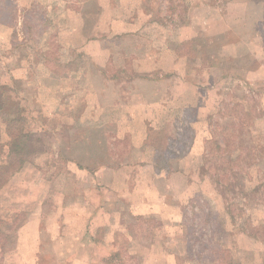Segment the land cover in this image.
<instances>
[{
  "label": "crops",
  "instance_id": "0c3cea01",
  "mask_svg": "<svg viewBox=\"0 0 264 264\" xmlns=\"http://www.w3.org/2000/svg\"><path fill=\"white\" fill-rule=\"evenodd\" d=\"M37 1L16 5L28 10ZM76 6L64 11L49 38L61 68L44 59L33 77L36 65L27 55L24 66H8L2 84L17 88L31 76L59 97L44 114L100 121L64 129L67 145L56 149L74 175L42 177L44 189L32 199L17 193L4 199L24 207L25 218L2 264H193L189 234L211 242L209 264H221L216 253L227 250L229 264H264V143L257 144L264 136L257 130L264 123V0H77ZM13 22H0L11 60V41L21 39V21ZM52 54L49 45L46 58ZM80 56L91 66L83 98L75 89L88 75ZM227 118L240 126L231 131L234 150L249 134L255 138L245 148L257 156L240 178L243 192L230 196L221 190L222 182L233 183L228 171L214 170L219 185L203 169L207 145Z\"/></svg>",
  "mask_w": 264,
  "mask_h": 264
},
{
  "label": "rangeland",
  "instance_id": "374dc122",
  "mask_svg": "<svg viewBox=\"0 0 264 264\" xmlns=\"http://www.w3.org/2000/svg\"><path fill=\"white\" fill-rule=\"evenodd\" d=\"M77 0H38L37 4L35 5L34 9H22L19 10L17 7V10L15 8V4L13 3L11 5H8V7L11 9L16 10V15H1L0 14V22L7 23L5 22V19L8 18V23L14 24L12 19L15 17V22L17 19H20L21 21V32L19 34L21 35V39H15L11 41L12 43V60L9 59V56H6V47L5 43L3 40L0 39V55L2 56L0 58V85L7 86L10 88L9 92H5L6 96L8 95L9 101L13 104L14 108H18L20 110L21 114H24L26 116V126L28 127L29 130H31L32 133V146L34 149V152L29 158L26 160V165L22 168V170H19V172H16L10 181H7L3 185V187L0 188V205H1V213L3 214H9L8 210H15L19 213V215H22L23 218H25V210L24 207H19L17 204L16 205H10L7 202H4V199H8L9 197L13 196L14 194L17 193L21 197L20 200L24 199H32L34 196L40 193L41 190H43V181L42 177L45 178H52V180H57V178H63L62 180H66L70 175H74L69 168V165H66V163L63 161L61 155L57 151L56 147L58 148L57 144L58 142L60 143V147L64 148L67 145V139L66 135L64 133V129H66L69 125L73 126H79L80 124H96L97 122L100 121V119H89L83 117L81 120L79 117L78 119L73 118L71 114H44L45 112L47 113L48 110H52L55 107H58V101L59 97L57 95L51 96L52 94H49L46 89H44L39 81L37 79L33 78L35 77L36 73L43 72L37 71L38 67L41 65V62L44 63L47 59H49L50 64H54L53 62L57 60L56 56V48L53 47L55 45L53 40L49 41L50 35L55 34L56 30L60 27V25L63 24V19L64 16L62 14L64 11L68 9H76L77 8ZM31 11V12H30ZM18 12V13H17ZM60 14L61 20L60 19H55L54 15L55 14ZM59 18V17H57ZM51 26L50 30H47L46 27ZM58 26V27H57ZM46 31V33H45ZM49 32V35L47 33ZM23 38V39H22ZM51 46L52 50V55L48 58L46 54L48 50V46ZM29 55L31 57V61L34 62L35 67V72L34 76H28L24 78L23 82L21 84H18L20 86H17V88L10 87L9 85H4L2 82H5L9 76L10 73L8 72V66L11 64L14 66H24L26 64L24 57ZM7 57V58H5ZM79 61L81 64H85V66L88 67V75L86 78L84 76L82 77V85L80 87L75 88L78 90L77 92V97L83 98L86 94L87 91H89L90 87L89 86V80H90V69L91 66L88 65V60L80 56ZM3 61V62H2ZM57 64L58 69L61 68L60 65ZM38 65V66H37ZM56 66V65H55ZM23 68V67H22ZM7 69V70H6ZM42 75V74H41ZM42 77V76H41ZM85 84V85H84ZM19 87V88H18ZM19 89V91H17ZM20 89L24 96L27 98V100L23 99L21 95L18 93L20 92ZM1 90V89H0ZM72 90V88H71ZM21 93V92H20ZM5 98V95H3ZM0 100L2 101V98ZM256 100V99H255ZM4 101V99H3ZM67 102V101H66ZM109 103V102H108ZM2 106L4 107V102H1ZM68 103H64L62 112L64 113L63 110H65L66 105ZM256 104L260 105V99L256 100ZM254 107V104L252 105ZM20 107V109H19ZM253 109V108H252ZM15 112V111H14ZM16 114H19L18 111H16ZM230 114H231V109H230ZM262 114L264 112L261 110ZM256 114H259L256 112ZM109 115V114H108ZM87 117H90L89 114H87ZM104 119V118H103ZM102 120V119H101ZM263 120L258 121L257 125V130H260L261 132L264 133V123L261 122ZM69 122V123H68ZM214 129V126L212 127ZM217 129V128H216ZM215 130V129H214ZM235 130V129H234ZM189 134V133H188ZM190 136H187V133L185 137L183 138L184 142L187 143L188 139ZM255 136H250L249 134H246L243 136L244 139V144L249 145L251 144V140H253ZM264 136H259L258 137V143L261 145L262 140ZM61 139V140H60ZM55 145L54 148L52 146ZM59 145V144H58ZM235 144L233 143L230 149V155L232 158L234 156L239 155L242 156L244 155V149L245 145H241V148H233ZM126 145L124 144L123 147ZM50 148V150H49ZM119 148H121L119 146ZM244 148V149H243ZM49 150V151H48ZM254 152V151H253ZM252 152V153H253ZM254 159L257 158L255 152L253 153ZM42 160H49V163L42 165L41 161ZM236 161V160H235ZM37 162V164H36ZM239 165L242 167L245 166L244 163L241 161L238 162L236 161ZM263 166L261 165V168ZM260 168V167H259ZM260 168V169H261ZM257 169V167H256ZM259 169L256 170L257 173H254L255 175L259 176L261 173L258 171ZM228 176L231 177V172L228 171ZM15 176V177H14ZM242 178V177H241ZM223 186V184H222ZM221 186V188H222ZM230 189V186H228ZM227 189L226 192L229 194V196L232 194V192L235 189ZM243 190V189H242ZM236 207L238 208V203H236ZM4 215V217L6 216ZM11 216V215H10ZM9 217V216H8ZM11 218V217H10ZM144 222V221H142ZM16 230V228H15ZM14 229L12 230L11 233V242L15 240V231ZM217 237V236H216ZM215 237V239H216ZM227 238L230 239L229 237ZM204 239V245L202 248H194L195 243H199L202 245V240ZM208 243V244H207ZM205 242V237H202L201 234L197 235H190L189 234V247L190 252H189V257L193 258V264H209L207 259L212 258L213 255L211 254L213 252L212 247L210 246L211 242ZM193 246V248H192ZM209 247V250L206 251L204 249L205 247ZM11 248V246H9ZM12 249V248H11ZM211 250V252H210ZM230 251H219V255H221V264H228V261L230 259L231 254L229 253ZM42 264H45L42 262Z\"/></svg>",
  "mask_w": 264,
  "mask_h": 264
},
{
  "label": "trees",
  "instance_id": "16d2710c",
  "mask_svg": "<svg viewBox=\"0 0 264 264\" xmlns=\"http://www.w3.org/2000/svg\"><path fill=\"white\" fill-rule=\"evenodd\" d=\"M14 3L15 8L17 10L16 0H0V14L7 15H16V10L11 9L8 5ZM37 4V3H36ZM35 4V5H36ZM35 5L30 9H34ZM31 12V11H30ZM18 13V12H17ZM15 19V17H14ZM12 19V21L14 20ZM8 18L5 19V22H8ZM0 98L5 95V98L0 100V188L3 187L7 181L11 179V177L18 172L26 162V160L31 156L34 152L32 146V133L31 130L26 126V116L20 113L18 108H14L13 104L9 101L8 95L6 96L5 92H9L10 88L7 86L0 85ZM4 99V101H3ZM1 102H4V107ZM20 109V107H19ZM15 111V112H14ZM18 111L19 114H16ZM244 122V120H243ZM242 123V122H241ZM240 126L232 119L227 118L225 126H218V131L216 132L217 138L213 139L207 147L209 148V161L206 162V167L204 166L205 172H212L213 175L216 176L214 170L221 173V170L225 169L231 172V179L233 183L223 184L219 181L218 176L215 177L216 182L220 185L222 193H227L226 188L233 189L235 187L237 193L243 192V186L240 183V178L246 176L245 169L248 164H251L254 159V155L248 149H244V155L239 156L236 155L234 158L230 155L231 146L233 144V140L236 135L231 133L235 129V127ZM244 163L245 166H241L236 161ZM245 167V168H244ZM221 179V178H220ZM224 181V178H223ZM235 182V183H234ZM217 184V185H218ZM240 184V185H239ZM229 189V190H230ZM249 189V188H248ZM252 189V187H251ZM9 214H5V212L1 213V205H0V264H2V253L7 248L10 243V236L12 230L20 226L22 221L24 220L22 215L15 210H8ZM4 215H6L4 217ZM11 215V216H10ZM9 216V217H8ZM209 214L206 215V217ZM11 217V218H10ZM216 257L221 258L219 253H216ZM229 264V261H228Z\"/></svg>",
  "mask_w": 264,
  "mask_h": 264
}]
</instances>
